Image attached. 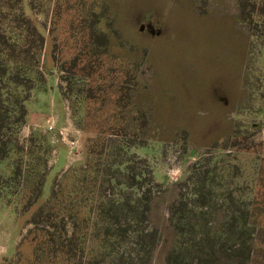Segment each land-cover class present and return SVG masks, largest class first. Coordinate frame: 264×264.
Returning <instances> with one entry per match:
<instances>
[{
    "label": "rangeland",
    "instance_id": "374dc122",
    "mask_svg": "<svg viewBox=\"0 0 264 264\" xmlns=\"http://www.w3.org/2000/svg\"><path fill=\"white\" fill-rule=\"evenodd\" d=\"M258 10L0 0V264H264Z\"/></svg>",
    "mask_w": 264,
    "mask_h": 264
},
{
    "label": "trees",
    "instance_id": "16d2710c",
    "mask_svg": "<svg viewBox=\"0 0 264 264\" xmlns=\"http://www.w3.org/2000/svg\"><path fill=\"white\" fill-rule=\"evenodd\" d=\"M257 14H259L258 16H261V15H264V10H261L260 12H259V10L256 12V15ZM10 62H13V63H15V60H10Z\"/></svg>",
    "mask_w": 264,
    "mask_h": 264
},
{
    "label": "crops",
    "instance_id": "0c3cea01",
    "mask_svg": "<svg viewBox=\"0 0 264 264\" xmlns=\"http://www.w3.org/2000/svg\"><path fill=\"white\" fill-rule=\"evenodd\" d=\"M234 103H235V102H234ZM237 107L239 108V100H238V104H236V108H237Z\"/></svg>",
    "mask_w": 264,
    "mask_h": 264
}]
</instances>
